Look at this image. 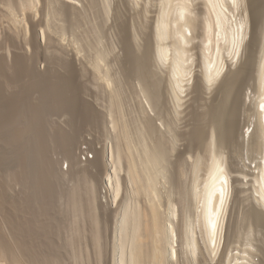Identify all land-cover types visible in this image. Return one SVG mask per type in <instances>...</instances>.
<instances>
[{"label": "bare ground", "instance_id": "bare-ground-1", "mask_svg": "<svg viewBox=\"0 0 264 264\" xmlns=\"http://www.w3.org/2000/svg\"><path fill=\"white\" fill-rule=\"evenodd\" d=\"M241 1L242 0H160L159 2L162 6L160 9L161 12L157 17L153 33L156 54H150L149 56L148 49L146 51L143 49L144 52L142 54L144 55L140 56L139 59L136 56L137 61L136 59L135 61L137 63H132L133 66H131V69L129 68L131 73L130 71L128 73L139 76H137V78H140L138 84L140 85L142 94L150 105L149 108L153 109L151 107H154V109H159V111L163 105H160L162 103L160 99L162 95H160L159 90L161 87L159 86V88L158 85L160 84L157 83V81L160 82V80H158L157 77H155L157 79L153 77L156 75L157 70L155 71V69L160 65L167 64L168 60L175 58L168 62L170 63L169 68L171 69L170 72L173 78H171L172 76L170 75L171 77L167 79L169 81L168 87L178 103L183 99L181 98L183 97L181 93L184 92V87L187 86L184 81L189 80L186 77L192 73L194 52L192 54L191 51H194V47L198 48L196 62L200 68V71H198V69L196 70L198 73L195 72L196 75H194V77L196 76L197 85H194L199 86V83L202 87L204 85L203 88H200L201 90L198 89L201 93L203 91L202 89H209L217 82L218 85L216 89H218V91L216 92L221 93L220 95H222V97L219 96L220 98L224 97L223 99L226 103L229 101V98L233 97H230V95L235 91V86L238 82L239 85L241 84V90L246 91L248 90L246 87H250L252 83L257 90V95L254 93L256 96H254V111H256L257 123L255 132H253L255 126L250 131L251 133L253 132L254 135L258 134V137L260 136L261 139H259L262 140L260 146H262L263 155L261 161L255 165L257 169L256 174L253 173V171L246 172L242 169V171H237L236 169L238 168H236L235 170L238 172V175L236 174L234 178L235 181H241V179L243 180L251 175L252 181L255 183V185H253L254 191L261 202L260 204L264 207V45L262 44V47L259 49L260 52L257 55L254 51L255 45L253 44H255L258 36H256L258 21L257 23L252 21L253 23L250 31L251 37L244 47L245 54H243V56L239 54L246 35L248 34L249 27V18L246 12L247 10H245L246 8H243L244 10H242L241 13L239 12V14L235 13L238 10L237 5ZM38 4L42 6L44 4L49 7L53 15L58 17L66 16L65 18H68L77 12V8L74 5L75 0H0V20L4 18L8 23V25L6 24L7 27L4 26L5 33L2 34V36L4 35L3 41L9 42V44L12 43L11 45H13L11 51L10 48L5 49V46L0 47V216L5 220V222L4 220L3 222L6 223L4 225L0 219V256L12 262H16L19 255V258H21L25 264H172L171 262L179 251L176 242H178V237L180 236H178V233L181 229L178 231L174 221L177 216L175 204L168 201L167 203L165 202L164 206L160 195L162 192L158 190L159 188L157 185L159 182L158 177L166 175V172L164 174L166 165L163 164H165V161H168L166 156L170 147H172V150L175 148L173 147L175 145L173 144L174 142L170 143V140H173L171 137H174L171 135H174L173 133L175 132L171 131L172 128H170L168 123L165 125L164 122L168 121L164 120V122H161V124L164 123L167 129L164 132V130H160L162 128L160 124L159 126L161 128H158L155 123L156 121L154 122L148 117L143 120L144 130L141 132L143 137H140L143 141H140L141 143L139 142V145L135 146L136 144L133 145L134 140L131 139L132 137L127 127L128 125H126L128 122L122 118L123 116L121 117L118 114V119H111L112 125L116 129L114 135L116 136V144L114 148L111 147V170H109V172L106 171L104 181L106 186L109 187L111 200L117 201L121 186L118 171L121 166V160H125L127 166L126 172L132 184V196H135V199L131 202L123 203L119 211H116V217L118 216V221L116 222L118 223L115 224L113 236L117 243L112 239V241H110L113 242L110 243L112 249L110 250L111 252L108 251L106 248L107 245L104 242V226L106 227V222H103L104 220L100 217V214H97L100 212L99 210V212L97 211L98 197L96 191L98 190H96L94 174L91 171L92 167L80 166L81 163L77 161L78 158L76 160L75 154L76 136L81 131L80 129L83 125L98 120V113L82 99V84H80V81H78L74 75L75 72H73L72 63L61 58L65 54L60 56L61 53L60 51L58 52L55 46L59 44L62 38L59 37V39L53 36L58 33L57 30L59 29H57V27L55 29L54 25L51 27V22H48V19L46 23L42 22V25L45 24L44 30L47 32L48 44H50V47H55L56 49L51 48L52 51L50 50L53 52V55H49L51 58L49 62H51L52 65L50 64L51 66L49 65L50 67L47 70L45 69L46 71H38L35 68L33 56H26L25 51L18 45L22 37L26 44H32L35 48L37 43L34 42L35 35L33 34V38L31 37V39H28V35L26 36L27 26L25 27V25L28 21L30 23V30L33 31V33L36 32L35 28L38 26V21L36 20V25L33 21V17L40 10L44 9H40L41 7L39 8ZM196 8H198V10ZM19 12L23 15L22 17L20 14H17ZM76 14L75 15L78 16V13ZM75 15L74 17H76ZM52 18L54 17L52 16ZM62 18L63 17H61V19ZM38 20H40V18ZM77 20L78 19L75 21ZM68 21L73 22L72 20ZM71 22L70 24L73 25L74 22ZM62 25V28H64L65 23ZM64 29L60 30L62 31ZM168 36H171V39H173L172 44L170 43L171 45L165 43V40L169 38ZM197 38L199 39L197 43L198 46L194 42ZM1 40L2 37L0 41ZM1 45L2 43L0 42V46ZM60 47L62 46H59V48ZM125 47L127 49L126 45ZM54 49L57 52L53 51ZM76 49L78 50V48ZM171 49H173L172 51L174 52L172 57L169 56V54L171 55L170 52H172ZM169 50L170 52L168 54ZM9 53L13 55V58L7 61L8 56L5 58V54ZM146 54L151 58L147 57L148 59H146ZM96 60L98 61V58ZM97 61L92 64L95 72H99ZM57 64L61 65L60 67L62 69L59 70V68H56ZM146 72L148 76L151 75V82L145 79L146 77L144 74ZM106 75H104L105 79L107 81L110 80L106 78ZM161 79L164 78L161 77ZM193 88L195 90L197 87ZM225 88H227V90L229 89V91L230 89L234 91L227 92ZM198 90H195V92L197 91L200 94ZM235 93L237 94V89ZM239 94L240 92L237 95ZM241 94L242 96H246L248 93L245 94V91H242ZM201 95L203 96V94ZM197 96L199 97V95H196V97ZM224 101H216L215 104L218 102V106L217 104L216 107L212 105V108H218L222 111L221 108L224 105L220 104V102L224 103ZM228 105L233 106V104L231 105L230 103ZM226 106L227 105H225L226 109L223 108L225 110L224 112L228 113L229 111L231 113L232 111L227 110L229 107ZM141 109H143V107ZM230 109L233 108L230 107ZM203 111L205 114V112L209 110L206 111V108H203ZM224 112H222V115ZM234 113L236 112L234 111L233 115H235ZM58 114H65L68 116V128H61L59 125L55 126L53 119L54 116ZM158 114L160 113L158 112ZM204 114L202 112L200 115L198 113V116L196 115L197 117L202 115L199 117L201 122L207 121H205V125L200 122L203 126H197L196 130L193 129L195 131L191 132L190 130V133H188L189 137L187 136L190 139V144L186 145L187 149H191L190 147H192L194 143L199 144L201 142V146H199V144L194 145V147H203V142L206 141L205 137H208V142L214 140L213 133L215 132L211 129L213 125L210 124L211 119L209 121L211 127L206 124L209 120L206 118H212L213 121V117L208 115L206 117V114ZM111 116L117 117V113L115 115L111 114ZM203 116L205 120L204 118L202 120ZM167 117L170 116L167 115ZM221 117L224 118V116ZM160 118L162 119V117ZM216 120L218 121V119ZM192 121L191 124H193ZM220 121L222 122V120ZM197 122H199V120ZM198 124L199 123H197V125ZM216 124H218V122ZM249 125L244 127L242 132H240L241 134L243 133V136H246L251 126ZM208 126L210 129L208 128L209 130H206L207 133L204 128L207 129ZM227 129H230V126L229 128L227 127ZM186 130L187 129H185V131ZM187 132H189V130ZM183 134H185L184 131ZM234 135L237 137V134ZM175 136L177 137V135ZM180 136H182V134ZM181 138L184 139L185 136L180 137V139ZM203 139L205 141H203ZM186 141L184 140V142ZM210 142L208 143L209 146L215 144H211L212 142ZM214 147H206L207 149L205 151L209 149L210 152V155L208 154L209 158L207 159L206 176L203 180L202 187L196 193V208L198 209L196 214L198 217L197 221H199L200 228L201 230L203 229L202 232L205 234V248L210 257L212 254L215 255L218 251V240L223 230L225 211L230 195V172L232 171L230 168V171L228 170L220 156L215 155L213 151ZM211 149L213 150L210 151ZM55 150L61 152L65 157L64 159L68 161L70 165V168L68 167L69 171H67L69 177H65L67 174L66 172L63 173L61 169L58 170L56 160H54L52 156ZM197 150L200 152L201 148H197ZM193 151L191 153H193ZM188 156H192V154L189 155L188 153ZM182 157L185 158L186 156ZM187 157L186 159L190 158ZM199 158L201 159V157ZM98 159H95L92 163L94 167H100V163L98 164L97 162ZM176 159L177 158H175V161L177 162ZM196 163H194V165H196ZM180 166L178 165L177 167L179 168ZM197 166L198 165H196V167ZM182 168H184V166ZM235 170L234 172H236ZM68 178L70 182L66 180ZM64 179L68 181L67 183L71 184L65 185ZM171 180H169V182ZM179 180L181 179L179 178ZM15 185L18 186L17 188L20 187L18 189L19 191H13L15 188H13V186ZM127 201H129V199ZM190 221L191 220L184 221L183 223L181 222L183 227L179 233L181 234L180 245L182 248L183 245H185V248H188L194 255L196 250H198L199 243L194 236L195 233H193V223ZM62 227L67 228L64 234L61 233ZM232 259L234 260V264L239 262L238 257H233ZM198 260L200 259L198 258ZM227 262L229 261L227 260ZM243 263L241 262L239 264Z\"/></svg>", "mask_w": 264, "mask_h": 264}, {"label": "rangeland", "instance_id": "rangeland-1", "mask_svg": "<svg viewBox=\"0 0 264 264\" xmlns=\"http://www.w3.org/2000/svg\"><path fill=\"white\" fill-rule=\"evenodd\" d=\"M159 1L160 0H75L74 5L77 8L76 13H78L79 17L76 16L77 14L75 13L76 15L75 14L74 15L76 17H74V15H71L68 18H65L66 16L65 17L61 16V17H63L62 19L60 16L58 17V16L53 15V13L51 12V9H49V7L45 6L44 4H43V6L38 4V7L39 8L41 7L40 9H42V8H44V9L40 10L39 11L40 13L38 12L33 17V21L35 22V24L38 21V23H37L38 26L35 28L36 32L33 33V31L30 30L31 29L29 27L30 23L28 21H27V24L25 25V27L27 26V31H26V36L28 35L27 38L31 39V37L33 38V36L35 35L34 36V42L35 43L37 42L35 45V48L33 47L32 44L31 45L26 44V42L23 40L22 37H21L20 41L18 42L19 43L18 45L22 48V50L25 51L26 56L27 55H28V57L33 56L35 68L38 71L44 72L45 69L47 70L52 65L51 62H49L51 60L49 55H53V52H51V51L55 47H50V44H48L49 41L47 38L48 37L47 32L44 30L45 24L44 25H42V24L46 23V20L48 19L47 21L51 22V24H52V25L50 24L51 27L54 25L55 29H56V27L59 30L64 29V28L66 29V30L64 29L65 31L60 30V32H59V30H57L58 33L57 34L54 33L55 35H53V36H56L58 38L62 37L60 42H59V44H61V45L58 44L59 46H62V47L59 48L58 45H55V46L57 47L58 52L60 51V53H61L60 56H62L64 54L66 55V56L64 55L61 58L66 59L72 63V66L74 69L73 72H75L74 75L76 76L77 80L80 81V84H82V88H83L82 89V96H81V97H83L82 99L84 101H86L98 113L97 114L98 120H96L97 122L92 121L91 123L88 122L86 125H83L82 128L80 129L81 131L76 136L75 154H76V160L78 158L77 161H79L81 163L80 166H84V167L91 166L92 167L91 171L94 174L93 176H94V179L96 182V190H98V191H96L97 197H98L97 198L98 199L97 211L99 210L100 212L98 211L99 213H97V214L98 215L100 214V217L104 220V221L103 220L102 221L106 222V227L104 226V233H105L104 234V242L107 245L106 248L108 251H110L112 249V246L110 243H113V242H110V241H112V239L113 240L115 239V237L113 236L114 235L113 230H114L115 224L118 223V222H116V221H118V216L116 217V215L120 209V206L123 203H128V202L133 201V199H135V196L134 197L132 196L133 195L132 189H131L132 184L130 183L129 176L126 172L127 166H126L125 160H123V159L121 160L122 161L121 166L119 167L120 169L118 171V176L120 178L121 186H120V193H119L120 195L118 196L117 201L111 200L109 187L106 186L105 181H104V178L106 177V175H105L106 171L109 172V170H111V168H110L111 147L114 148L115 147L114 145L116 144V142H115L116 136H114L116 129L113 127L111 119L112 118L118 119L119 115L121 117L123 116L122 118L126 122H128V123H126V125H128L127 127L129 129L130 136L132 137L131 139L134 140L133 141L134 143L133 142L132 143H133V145L136 144L135 146H137V145H139L140 141L141 142L143 141L142 139H140V137L141 138L143 137V135H141V132L144 130V121L143 120H145L146 118L149 117V119H152L154 122L156 121L155 123H156L158 128L162 127L160 130H164V132H165V130H167L165 128V125L168 123L170 128H172L171 131L175 132V133H173L174 135H171L174 137H171V139L173 138V140H170L171 141L170 143L174 142L173 144H175L176 146L174 145L173 147H175V148H173V149L176 152L171 149L172 147H170V150H168V154L166 156V159L168 161L167 162L165 161V164H163V165H166L165 167L167 169L165 168L166 171H164V174L166 172L167 176L165 175L166 176L165 177V176L161 175V176H159L160 178L158 177L159 182H158L157 187L159 188L158 190H161L160 192H162L160 195L162 197L163 204L165 206V202L167 203L168 201L175 204L177 216H176L174 221L176 223L178 231L180 229L182 230V227H183L182 223L184 221L191 220L190 222L193 223L192 227L194 228L193 233H195L194 236L199 243L198 250H196L194 255L192 252L189 251L188 248H185V245H183V248H182L180 245L181 244V237H180L181 234H179L181 231L180 230L178 233V236L179 235L180 236L178 237V242H176L178 244L177 248L179 249V251H178L177 256L173 259V261L171 263L172 264H203V263L204 264H206V263L207 264H234V260L232 258L238 257L239 262H237V264H239L241 262L242 263L244 262L245 264H264V207L262 206V204H260L261 202H260L259 198L257 197V194L254 191L253 185H255V183L252 181L251 175H249L247 178H245L243 180L241 179V181H235V178H234V176L236 174L238 175L237 171H239V170L240 171L243 170L246 172L253 171V173L256 174L257 169L255 168V165L258 164L259 161H261L262 155H263V153H262L263 149H262V146H260L262 144V140H260L261 138H260V136L258 137V134H255L256 135L255 136L253 133L256 130V123H257L256 122L257 121V115L255 114L256 111H254V107H255L254 106L255 105L254 104V101H255L254 96L257 92L256 87L251 83L250 87H248V86L246 87V88H248L247 91L241 90V88H242L241 84L239 85L238 84L239 82H238L237 85L235 86L236 87L235 91L237 89V94L239 92H240V94L237 95L234 90H233L234 91L233 92L230 89V91L233 92V93H231L230 97L231 96H233V97H231L232 99L229 98V101L226 103L223 99L224 97L220 98V96L222 97V95H220L221 93L216 92V91H218V89H216L217 85H218L217 82L215 83L216 87H215V85L214 86L212 85L211 88H209V89L204 88L206 90L202 89L203 91L201 93L200 88H203L204 85H203V87L201 86L200 83L198 84L199 86L194 85L197 82L196 76L194 77V75H196V73H198L196 70L198 69V71H200V68L196 62L197 61L196 59H197V54H198V48L194 47L195 48V49H193L194 51H191L192 54L194 52V54H193L194 60H193V64H192V73L189 75L190 77L189 76L186 77L189 80L184 81V83L186 82L185 84L187 86L185 85L186 87H184L186 91L184 90V92L181 93V96H183L181 98H183V99H181L177 103V100H175L173 93L171 92V90L168 87V82H169L168 79H169V77L172 76L171 72H170L171 69L169 68L170 63H168V62L175 59V58H173L171 60H168L167 64L165 63V65H160V66L157 65L158 67H157V69H155V71L157 70L156 75L153 76L154 79L158 78V80H160V82L162 83L161 84L159 81H157V83L160 84V85H158V87L159 86L161 87V89H159L160 95H162L160 98L162 100V103L160 100V103H161L160 105L161 106L163 105L162 108L164 107L165 109L161 108L160 111L163 110L162 112H160L159 109H154V107H151L153 109H150L149 108L150 105L148 104V101L146 100V98L142 94V92L140 90V85L138 84L139 83L138 80L140 78H137L138 75L135 76L133 74H129L128 72L130 71V73H131V70H130L131 66H133V64L137 63L136 62L137 57L139 59L140 56L144 55V54H142L144 52V50L146 51L148 49L147 51L149 52V54H148L149 56H150V54L152 55L156 52L153 33L155 30V24H156L157 17L159 15V13L161 12L160 9L162 7L161 3ZM255 5H257V6H255ZM237 6H238L237 7L238 10L236 9L237 11L235 13L239 14V12L241 13V11L244 10L243 8H246L245 10H247L246 12H247L248 18H249L248 19V26H249L248 27V34L246 35V38L244 40L243 46H242L239 54H242V56H243V54H245L244 47L251 37V32H250L251 31V25L254 21H255L254 23H257V21H258L259 24L257 23V25H258L257 28L259 31L258 30L256 31L257 32L256 36L257 35L258 36H257V39L255 41V44H253V45H255L254 51L258 55L260 52L259 49L262 47V44L264 45V0H262V1L261 0H242L241 2L238 3ZM239 7H240V9H239ZM251 7H252V9H251ZM196 9L198 10V8H196ZM17 14H20L21 17L23 16L20 12ZM52 16L54 18H52ZM39 18H40V20H38ZM55 18H56V20H55ZM152 18H154V19H152ZM3 19L0 20V39L2 37V40L0 41L2 43V45L0 47L5 46L4 47L5 49L10 48V51H11V49H13V45H11L12 43L9 44V42L3 41L4 35L2 36V34L5 33L4 26L7 27V25H8L6 20L4 19L5 20V22H4ZM76 19H78V20L75 21ZM64 20H66L67 22ZM68 20H72L74 23L75 22L76 23L74 24L73 22L68 21ZM70 22L73 23V25H71ZM64 23H65V26H64V28H62V26H63L62 24H64ZM58 27H60V28H58ZM129 30H131V31H129ZM43 31H45V32H43ZM60 33H61V35H60ZM168 37L169 38H167L165 40V43L168 45H171L173 42L172 41L173 39H171L172 38L171 36H168ZM198 40H199L198 38L194 40L196 45L198 43ZM3 43H4V45H3ZM6 43L8 44L9 47L7 46ZM125 45L127 46V49H126ZM144 45H145V47H144ZM36 46H37V48H36ZM146 46H147V48H146ZM89 47H90V49H89ZM76 48H78V50ZM141 48H142V50H141ZM170 48H171V46H170ZM34 49H36V50H34ZM55 49L53 51H56ZM172 50L173 49H171V51ZM256 50H258V51H256ZM77 52H78V54H77ZM169 52H170V50L168 51V54H169ZM48 53H50V54H48ZM170 53H171V55L169 54V56L172 57V54H174V52L172 51ZM148 55L146 54V56H145L146 59L151 58ZM6 56H8L7 61H9L10 59L12 60V58H13L12 57L13 55L10 53L5 54V58H6ZM133 57H135V58H133ZM97 58H98L99 62L96 60ZM135 59H136V61H135ZM95 60L97 61L98 65H99L98 70L100 73L98 71L95 72L94 68L92 67L93 66L92 64L96 63ZM60 66L61 65L57 64L56 68H59V70L62 69ZM145 74H144V76L146 77L145 79H147L149 82H151V79H152L151 75L148 76L147 72ZM245 74H247V73H245ZM104 75H106L107 79H110V80H108L109 82L105 79ZM155 77H157V78H155ZM161 77H163L164 79H161ZM247 77H248V75H247ZM171 78H173V76ZM147 80H145V81L148 82ZM161 80H163L164 82ZM108 84H109V86H108ZM193 87H195V88L197 87L195 90L200 89V90H198V91H200V94L197 91L195 92ZM225 89L227 90V88H225ZM189 91H192V92H189ZM230 91H229V89L227 90V92H230ZM242 91L243 92L245 91V94L248 93L246 96L243 95L245 98L241 94ZM195 93H197V94H195ZM201 94H203V96ZM234 94H235V96H234ZM163 95H164V98H163ZM196 95H199V97L198 96L196 97ZM238 97H240L241 99ZM216 98H217V100H216ZM112 100H113V102H112ZM140 100L143 102H141ZM244 100H245V102L243 103ZM216 101H224V103L220 102V104L224 105L221 108L222 111L219 110L218 108H216V109L212 108V105H213V107H214V105L216 107V104L218 103L217 102L215 104ZM116 102H117V104H116ZM229 103L231 105L233 104V106H229L228 105ZM192 104H194V105H192ZM218 104H217V106H218ZM225 105H227L226 107H229V108H227V110L232 111L231 113L229 111H228V113L224 112L225 110L223 108H225ZM242 105H243V107H242ZM234 106H236V107H234ZM142 107H143V109H141ZM230 107L233 109L235 108L234 111L237 114L234 113L235 115H233L234 111H233V109H230ZM111 108H112V110H111ZM203 108H206V111L209 110L210 111V112L208 111L209 114H208V112H205V114H206L205 115ZM207 108H208V110H207ZM211 109H213V110H211ZM217 109H218V111H217ZM118 110H119V112H118ZM157 110L160 114H158ZM166 110H168V111H166ZM112 111L113 112L116 111V112L113 113ZM220 111H221V113H220ZM202 112L206 117H207V115L210 117H213V121H212V118H208V117L206 118V119H209L208 123H206L207 125H209V121L211 119L212 123L210 122V124L211 125L213 124L211 129H213V131L215 132V133H213L214 140L211 141L212 143L209 141L211 144L215 143L214 144L215 147H214V145H212L214 147V150L211 149L210 151L213 150L215 155L220 156L221 160H223L224 163L226 164V167L228 168V170H229V168H230V170H232L230 172L231 173L230 195H229L228 201H227V208L225 211L223 230H222L220 239L218 240V247H217L218 251L216 252L215 255L212 254L211 257H210V255H208L209 253L207 252V250L205 248V245H206L205 234H204V232H202L203 229L201 230V228H200L201 226L199 224V221H197L198 217L196 214H197L198 209L196 208V204H197L196 193L202 187L203 180L206 176V165H207V159L209 158L208 154L210 155V152H209V149L207 151H205V150L209 147L210 148H213V147L209 146L208 137H205L206 141L203 139V141H205V142H203L205 147H204V145H203V147H199L202 145L201 144L202 142L199 143L200 145L198 143H194V145H199V146L194 147V145H192V147H190L191 149H189V148L187 149V146H186V145L190 144V142H189L190 139L188 138L189 137L188 133H190V130H191V132L195 131L197 126H203V125H205V121H207V120H205L204 116L202 117V120L204 118L205 121L204 122L200 121L199 117H201L202 115L197 117L198 116L197 113L200 115V113H202ZM222 112H224L223 115H222ZM116 113H117V117L111 116V114L115 115ZM142 114H144V115H142ZM228 114H230V115H228ZM167 115L170 117H167ZM66 116L67 115H65V114L64 115L63 114L55 115L54 119H53L54 120L53 122H55L54 123L55 126L59 125V127H61V128H68L69 127V125L67 124L68 123V116L67 117ZM165 116L167 117V119ZM176 116H177V118H176ZM221 116H224V118ZM225 116H226V118L228 117L229 119L228 118L226 119ZM160 117H162L163 120ZM182 117H184V118H182ZM233 117L235 120L233 119ZM119 119H120V117H119ZM191 119L192 120L197 119V120H194L195 121L194 122ZM216 119H218V121ZM164 120L168 121V122H164ZM198 120H199V122H197ZM220 120H222V122ZM162 121L165 123V125H164V123L161 124ZM188 121H190V122H188ZM191 121L193 124H191ZM57 122H59V123H57ZM196 122L199 124H200V122L204 123V124L203 125H201V124L197 125ZM217 122H218V124H216ZM234 122H235V125H234ZM187 123H188V125H187ZM222 123L224 126L222 125ZM142 124H143V126H142ZM159 124L161 127L159 126ZM214 124L216 125V127ZM171 125H172V127H171ZM211 125H209V126L211 127ZM228 125L230 126V129H227V127L229 128ZM247 125H249L250 128H249L246 136H243V133L241 134L240 132H242V129L244 127H246ZM182 126H185L186 128L182 127ZM209 126L207 127V129L203 127L205 129V131L206 130L208 131L210 129ZM254 126H255V128H254V131L252 132L253 133L252 134L250 130ZM175 129H176V131H175ZM185 129H187V130L185 131ZM193 129H195V130H193ZM177 130H179V131H177ZM188 130H189V132H187ZM183 131L185 134H183ZM232 132L233 133L236 132L234 134H237V137ZM230 133L232 134V136ZM181 134H182V136H180ZM225 134L227 137L225 136ZM175 135H177V137ZM238 135H241V136H238ZM184 136H185L184 139H182V138L180 139V137H184ZM234 137H236V138H234ZM187 138H188V140H187ZM184 140L185 141L187 140V141L184 142ZM234 140H235V142H234ZM192 148L194 149V151ZM197 148H201L200 152L198 151L199 149L197 150ZM217 149H218V151H217ZM189 150H190V152H189ZM191 150L193 151V153H191L192 152ZM206 152H207V154H206ZM188 153H189V155L192 154V156H188ZM199 153H201V154H199ZM218 153H219V155H218ZM169 154H171V155H169ZM199 155H201V156H199ZM204 155H207V156H204ZM52 156H53V159L56 160L58 170L61 169V171L63 173L66 172L68 175L66 174L65 177H69V173L67 171H69L70 165L68 164V161L66 159H64L65 157L63 156V154L61 152L55 150V152H53ZM182 156H186V157L188 156L190 158L187 157L188 159H186V157L183 158ZM179 157L180 158L182 157V158L180 159ZM199 157H201V159ZM175 158H177L176 159L177 162L175 161ZM95 159L99 160V161L97 160V162H98V164L100 163V165H99L100 167H98V166L94 167L92 165V163L94 162ZM181 160H182V162H181ZM183 160H185V161H183ZM170 162H172V163H170ZM196 162H199V163H196ZM194 163H196V165H198V166L196 167V165H194ZM178 165L179 166L181 165V166L178 168L177 167ZM183 166H184V168H182ZM181 168H182V170H181ZM236 168H238V169H236ZM177 169H178V171H177ZM196 170H197V172H196ZM234 170L237 173L234 172ZM180 174H181V176H180ZM95 176H96V178H95ZM182 177H185V178H182ZM179 178L181 180H179ZM183 179H185V180H183ZM66 180H69V182H70L69 178ZM169 180H171V181L169 182ZM65 181H64L65 185L71 184V183H67L68 181H66V182ZM102 181L104 184L102 183ZM17 187H18L17 185L13 186V188H14L13 191H19L18 189L20 187L19 188H17ZM183 195H184V197H183ZM128 199H129V201H127ZM166 205H168V204H166ZM184 212H185V214H184ZM185 215H187V216H185ZM0 219L3 222L4 219H2L1 216H0ZM106 219H109V220H106ZM4 222H5V220H4ZM4 222H3V224L5 225L6 223H4ZM61 231H62L61 233L64 234V233H66L67 228L62 227ZM114 241L117 243L116 240H114ZM199 248L201 249V251ZM187 249H188V251H187ZM205 254H207V255H205ZM187 256H189V257H187ZM230 257H231V259H230ZM198 258L200 260H198ZM211 259H213V260H211ZM227 260L229 262H227ZM0 264H25V263L23 262V260L21 258H19V255H18V260L16 262H12L9 259L0 256Z\"/></svg>", "mask_w": 264, "mask_h": 264}]
</instances>
